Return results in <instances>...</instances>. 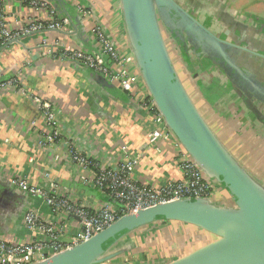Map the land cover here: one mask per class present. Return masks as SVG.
Segmentation results:
<instances>
[{
	"label": "crops",
	"instance_id": "crops-1",
	"mask_svg": "<svg viewBox=\"0 0 264 264\" xmlns=\"http://www.w3.org/2000/svg\"><path fill=\"white\" fill-rule=\"evenodd\" d=\"M63 1L71 16L83 5L91 11L92 18L80 24L75 21V28L67 32L36 33L8 44L0 51V81L17 76L25 88L54 103L63 133L70 139L77 137L79 145L96 149L116 163L123 158L121 147L127 145L132 156H139L135 177L141 183L160 187L167 181L183 180L174 141L153 142L150 138L153 120L142 108L138 96L122 91L80 65L42 55L44 38L65 47L91 49L95 44L91 33L94 22L103 27L125 54H133L121 0ZM177 2L214 37L229 44L227 60L240 70L238 73L211 53L206 54L186 35L182 38L167 30V40L174 46L177 57L183 66L188 65L184 68L186 71L183 70L184 85L190 87L192 101L195 98L201 108L196 107L210 117L217 131L226 135V138L221 135L226 149L235 159L238 153V162L242 158L240 161L246 166L254 167L261 175L260 179L257 177L259 182L264 185V0ZM5 10L21 22L33 15L30 8L15 2ZM10 18L14 25L16 20ZM46 130L31 98L15 92L0 95V235L22 239L26 235L25 213L40 204L39 200L13 186V177H25L41 186L45 184L43 173L49 171L69 197L91 205L100 204L102 200L83 183L86 178L83 172L72 164L56 166L49 154L35 146L39 134ZM224 189L219 192L221 198L218 196L217 203L232 208L233 200L230 194L225 195ZM43 212L48 214L45 207ZM184 224L159 221L152 225L164 232L176 229L187 234L201 233L198 227ZM149 227L134 231L124 243L137 246L138 236ZM145 245L152 250L149 241ZM163 260L159 263L169 264L177 258Z\"/></svg>",
	"mask_w": 264,
	"mask_h": 264
},
{
	"label": "built area",
	"instance_id": "built-area-1",
	"mask_svg": "<svg viewBox=\"0 0 264 264\" xmlns=\"http://www.w3.org/2000/svg\"><path fill=\"white\" fill-rule=\"evenodd\" d=\"M19 3L30 8L33 15L17 21L5 7ZM81 21L92 18L91 11L79 5ZM16 21L11 24V18ZM72 29L69 17L60 15L49 0H0V51L11 42L36 33L67 32ZM94 47H65L59 42L42 39V55L80 65L141 99L142 108L151 116L153 142L174 141L178 164L183 172L181 181H167L160 187L141 183L135 177L139 156H132L123 145L119 163L103 157L96 149L79 145L77 137L70 139L60 126L58 110L50 100L35 95L17 77L0 81V95L15 92L32 99L44 121L46 132L40 133L35 146L43 149L57 165L72 164L86 175L83 183L98 193L100 204L91 205L69 197L54 181L51 173H43L44 185H34L25 177H13L11 184L39 200L24 215L26 235L14 239L0 235V264H37L88 242L124 216L180 200L203 199L216 202L213 183L196 161L185 151L167 126L155 100L149 92L133 54H125L101 25L91 26ZM137 87V90H134ZM218 192V191H217ZM107 197V198H106ZM43 207L48 211L43 212Z\"/></svg>",
	"mask_w": 264,
	"mask_h": 264
},
{
	"label": "water",
	"instance_id": "water-1",
	"mask_svg": "<svg viewBox=\"0 0 264 264\" xmlns=\"http://www.w3.org/2000/svg\"><path fill=\"white\" fill-rule=\"evenodd\" d=\"M49 1L71 19L73 28L75 21L80 24L79 13L71 16L65 1ZM121 2L132 53L167 126L207 177L227 189L235 208L203 199L159 204L124 216L88 242L37 264H101L124 252L117 246L131 233L163 219L198 227L217 238L169 264H264V185L231 155L195 107L168 55L161 25L176 36L191 38L206 54L233 68L227 60L229 44L214 37L177 0Z\"/></svg>",
	"mask_w": 264,
	"mask_h": 264
},
{
	"label": "rangeland",
	"instance_id": "rangeland-1",
	"mask_svg": "<svg viewBox=\"0 0 264 264\" xmlns=\"http://www.w3.org/2000/svg\"><path fill=\"white\" fill-rule=\"evenodd\" d=\"M161 31H162V36H163L165 47H166L168 55L172 61V64H173V66L177 72V75H178L181 83L183 84L186 92L190 96V98L191 97L193 98L192 91H191L190 87L187 84L184 85L185 83H184L183 78H182V75L184 76L183 70L186 71V69L188 68V65L185 64V66H183L182 61L180 62V58L177 57V55L175 53L174 46L171 45L169 43V41L167 40V35H166L167 29L163 26V24L161 25ZM184 68H186V69H184ZM193 100L195 102V103L193 102L195 107H196V105L200 107L199 102L197 100H195V98ZM198 108H197V110L200 112L203 119L206 121V123L208 124V126L210 127L212 132L215 134V136L219 140L221 139L220 141L223 142V143L222 142L221 143L225 147L226 146L225 145L226 144L225 139H223L222 136L225 137L226 135L224 133H222V131H217V128L211 123L210 117L208 115H206V113H204L202 111V109H200L201 107L199 108L200 110ZM227 138H228L227 140H230V137H227ZM231 140H233V139H231ZM230 150H233V149H230ZM235 154H236V157L238 158L239 157L238 153H235ZM240 160H242V158L239 159V162H241V165H242V163L245 165V166L244 165H242V166L244 167V169L249 174H251L253 177H254V175L256 176V177H254V179L258 182L259 181L258 178L259 179L261 178L260 173L256 172L254 167L246 166V164ZM262 179H263V176H262ZM222 189L223 188H220V190H219V188L215 189V193H216L215 198L216 199H218L219 197L221 198V193H219V192ZM217 191H218V193H217ZM223 191H225V189ZM227 193L229 196V192L226 189L225 195H227ZM230 198L233 200L231 195H230ZM216 202H217V200H216ZM230 206L235 208L234 201H232ZM153 225H150V227L147 230H144L138 236V239H137L138 245L137 246H133V247L131 245L128 246L129 243L128 244L125 243V247H124V244L121 245L120 247H122V248L124 247L127 250V252L125 251L126 254L122 255V254H124L122 252L120 255L116 256L115 258L109 259V260L103 262L102 264H135V263H138V264H161L162 262L160 261V263H159V260H163V258H164L163 261H166V260L168 261V259H173V258H177V259L179 258L180 259V258L185 257V256L193 253L194 251L214 242L217 239L215 236H213V235H211V234H209L203 230H200V229L199 230L201 231L202 235H201V233H199V234L181 233V232L176 231V229L168 230L167 232H164V230H162L161 228L158 229V226H153ZM183 226L193 228L192 225L190 226L188 224H184ZM176 232H178V233H176ZM169 238H170V241H166ZM146 239H148V240H146ZM148 241L150 242V245L153 246V247H151L152 250H150V249L148 250V248L146 246L147 244L145 245V242L147 243ZM162 242H163V244H162ZM169 242H171V243H169ZM165 244H166V246H164ZM162 251H164V253Z\"/></svg>",
	"mask_w": 264,
	"mask_h": 264
},
{
	"label": "trees",
	"instance_id": "trees-1",
	"mask_svg": "<svg viewBox=\"0 0 264 264\" xmlns=\"http://www.w3.org/2000/svg\"><path fill=\"white\" fill-rule=\"evenodd\" d=\"M107 198V197H106ZM102 200H104V198L102 197ZM163 221H167V220H165V219H163ZM126 240V239H125ZM115 240L114 239H112V240H110L107 244H106V247H108V246H110L111 244H113V242H114ZM124 244V240L117 246V249L121 246V245H123ZM122 247H120L119 249H121ZM102 264V263H101Z\"/></svg>",
	"mask_w": 264,
	"mask_h": 264
}]
</instances>
